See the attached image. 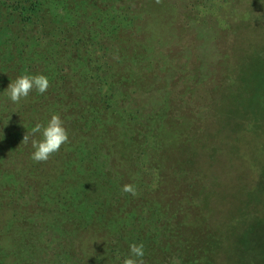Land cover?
Instances as JSON below:
<instances>
[{
	"label": "rangeland",
	"instance_id": "obj_1",
	"mask_svg": "<svg viewBox=\"0 0 264 264\" xmlns=\"http://www.w3.org/2000/svg\"><path fill=\"white\" fill-rule=\"evenodd\" d=\"M256 73L264 0H0V114L14 122L0 119V221L14 242L1 255L123 264L142 243L144 264H264V113L239 101ZM24 74L50 87L13 103L6 89ZM53 114L69 142L34 162L31 129ZM32 169L46 207L24 193Z\"/></svg>",
	"mask_w": 264,
	"mask_h": 264
},
{
	"label": "clouds",
	"instance_id": "obj_2",
	"mask_svg": "<svg viewBox=\"0 0 264 264\" xmlns=\"http://www.w3.org/2000/svg\"><path fill=\"white\" fill-rule=\"evenodd\" d=\"M159 2V0H157ZM50 87L48 78L43 74H24L8 84L6 93L13 103H19L21 99L27 98L34 89L39 94H44ZM39 134V139H32L31 144L34 151L31 159L34 162H46L54 153L58 152L62 145L69 142L67 129L58 114H53L46 125L37 122L31 129V135ZM29 135L25 134L22 142L28 143ZM121 191L132 196H137L138 192L133 184H124ZM131 255L124 258L123 264H144V245L130 244Z\"/></svg>",
	"mask_w": 264,
	"mask_h": 264
},
{
	"label": "trees",
	"instance_id": "obj_3",
	"mask_svg": "<svg viewBox=\"0 0 264 264\" xmlns=\"http://www.w3.org/2000/svg\"><path fill=\"white\" fill-rule=\"evenodd\" d=\"M251 79H253L254 81L250 82ZM246 82L248 84L252 83L253 85H251V86L253 88L250 87L249 89H247L246 87H244V92L242 93V97L239 99V101L240 102H250L251 106L254 109H256V110L261 109V110H263V113H264V75L262 73H256V74H252V75L248 74V76L246 78ZM250 90L252 92L251 96L248 93V92H250ZM19 114H22V115L26 116V113L24 111H19ZM110 115H112L113 117L118 118L116 115H114L113 112L110 113ZM262 116H263L262 118H264V115H262ZM0 119H1L4 127L8 128V129L10 127H12L13 124H14V122L9 121L8 117L3 115V114H0ZM70 121L71 120H67V123L68 124L72 123ZM71 125L75 126L76 122H73ZM19 135H20L19 132H13V134H12L13 137L12 138H13L14 142L18 143L19 146H21L19 138H17V137H19ZM27 165H30V164L27 163ZM27 172H29V171L27 170ZM34 174H36L35 170L32 169L31 172H30V180L29 179L27 180L26 190L24 191V193L27 194L28 197H35V202H37V206H39L41 204L42 206L46 207V205L44 204V201H42V196H41L42 195L41 194V190H42V187H43V183H45V180L41 176L42 177L41 178L42 181H39L38 178L34 177ZM37 174H39V173H37ZM91 175L93 176L92 172H91V174L89 176H85L84 179L85 180H90ZM38 176L39 175H37V177ZM27 189H30V190H27ZM26 206H28V208H30L29 204H27ZM101 206H102V204H101ZM22 209L25 210V208H21V210ZM107 212L109 213V209H107ZM2 215H3V213H2ZM84 220H85V218L82 219V222H84ZM77 223L80 224L79 220L77 221ZM90 224L93 226V229L99 228V222L95 221V219H92L90 221ZM113 224H114V222H112V225ZM29 225H31V224H29ZM40 225L41 224L31 225V228L34 229V232H36V235L38 237H41V235H42V233L39 231V229H40L39 226ZM45 227H47V232H48L47 235H50L51 239H54L55 237H58V234L56 233V231L54 230L53 227H49V226H45ZM86 228H88V227H86ZM110 228L113 230V226H110ZM86 237L87 236H86L85 232H83L81 234V236H80V239L82 240V243L79 241V249L82 248L83 251H85V252L86 251L92 252V249H93L92 248V244L93 243H92L90 238H86ZM83 240H84V243H83ZM1 243H4L5 247H7L9 245H12L14 243L10 232L5 229V225H4V223L2 221H0V245H1ZM101 243L102 242H100L99 244H101ZM38 246H40V245L38 244ZM96 246H97V249H99L97 244H96ZM41 248H43L45 250V252L47 253V248H45V247H41ZM49 253L53 255L55 253V249L54 248H50L49 249ZM92 256H94V254L90 255V257H92ZM108 256H109L112 264H122L121 261L115 259L114 255L109 254ZM12 257H13L12 255H7V256L4 255V256H2L1 252H0V263H5V264L6 263L7 264L17 263L14 259H12ZM43 259L42 258H38L37 259V258H33L31 256H25L23 258V261L22 262H18L17 264H44V262L42 261Z\"/></svg>",
	"mask_w": 264,
	"mask_h": 264
}]
</instances>
